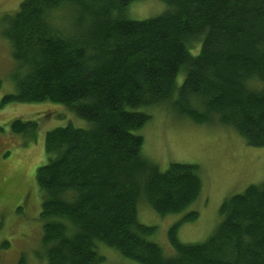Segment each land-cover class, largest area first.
<instances>
[{
    "label": "trees",
    "instance_id": "16d2710c",
    "mask_svg": "<svg viewBox=\"0 0 264 264\" xmlns=\"http://www.w3.org/2000/svg\"><path fill=\"white\" fill-rule=\"evenodd\" d=\"M135 1L23 0L6 20L20 71L1 106L49 101L90 123L45 136L48 161L36 176L44 256L99 264L103 243L141 264H264V182L226 198L204 241L180 240L182 224L199 216L186 215L169 229L175 253L164 252L138 205L184 211L200 197L201 170L179 162L162 170L137 133L152 118L147 109L169 105L264 146V0H162L167 10L144 20L126 15ZM11 129L35 135L38 122L13 120ZM8 247L0 243V258Z\"/></svg>",
    "mask_w": 264,
    "mask_h": 264
},
{
    "label": "rangeland",
    "instance_id": "374dc122",
    "mask_svg": "<svg viewBox=\"0 0 264 264\" xmlns=\"http://www.w3.org/2000/svg\"><path fill=\"white\" fill-rule=\"evenodd\" d=\"M22 1L0 0V243H9L1 252L0 264H17L22 256L27 264H48L39 218L42 192L36 177L38 168L48 161L45 136L70 123L82 128L90 123L64 105L49 101L1 106L3 97L17 91L15 75L20 68L3 31L7 18L18 11ZM166 10L162 0H137L128 6L126 15L144 20ZM183 79L181 73L178 85ZM147 112L151 120L137 131L144 137L143 153L162 170L172 162L197 164L203 179L199 199L180 213L162 216L146 202L138 205L139 221L155 226L152 239L167 255H173L168 233L175 223L198 212L197 219L182 224L179 238L185 243L204 241L221 221L220 207L226 198L264 182V146L248 145L230 127L200 124L179 116L169 105L152 107ZM17 119L37 121L35 135L13 132L11 121ZM98 252L105 257L99 264H141L103 243L98 244Z\"/></svg>",
    "mask_w": 264,
    "mask_h": 264
}]
</instances>
